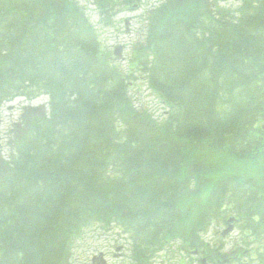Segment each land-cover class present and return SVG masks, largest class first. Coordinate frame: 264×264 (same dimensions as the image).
Returning <instances> with one entry per match:
<instances>
[{
  "label": "trees",
  "instance_id": "trees-1",
  "mask_svg": "<svg viewBox=\"0 0 264 264\" xmlns=\"http://www.w3.org/2000/svg\"><path fill=\"white\" fill-rule=\"evenodd\" d=\"M132 54L75 0H0V105L49 98L0 151V264H71L97 226L143 259L225 209L264 234V0H165ZM139 71L162 118L131 95Z\"/></svg>",
  "mask_w": 264,
  "mask_h": 264
},
{
  "label": "flooded vegetation",
  "instance_id": "flooded-vegetation-1",
  "mask_svg": "<svg viewBox=\"0 0 264 264\" xmlns=\"http://www.w3.org/2000/svg\"><path fill=\"white\" fill-rule=\"evenodd\" d=\"M95 4L101 10V24L107 23L105 20L108 16L112 20V27L118 28L119 26L125 27V32L133 34L140 23V16L132 15L135 10L141 9L144 5H141L139 0H94ZM134 1L136 3L132 4ZM144 1V0H142ZM112 2L113 12L109 9L108 4ZM106 12L108 15H106ZM227 210V209H225ZM231 217V216H229ZM237 218V217H236ZM238 218L229 224L228 219L220 223L218 220H212L209 225V231L207 233L198 235H191L187 238H177L179 244L174 245L177 249L173 250L171 245L174 241H171L167 246L169 250L160 249L152 255H145V258L135 257L137 252L134 251L132 244L127 243V250L123 246H120L117 252L114 253L113 258L115 263L118 260V264H247V254L245 240L242 233H240V224ZM207 225V226H208ZM231 227V232L224 235V231ZM130 239L133 236H129ZM257 239V237H255ZM184 248H183V247ZM262 249V245L259 246ZM106 257L104 253L100 254ZM264 250L260 251V255L254 258V263L264 264ZM128 257V258H126ZM108 257V263L111 259ZM126 260L124 263L123 261ZM110 261V262H109ZM102 260H96V264L101 263Z\"/></svg>",
  "mask_w": 264,
  "mask_h": 264
},
{
  "label": "rangeland",
  "instance_id": "rangeland-1",
  "mask_svg": "<svg viewBox=\"0 0 264 264\" xmlns=\"http://www.w3.org/2000/svg\"><path fill=\"white\" fill-rule=\"evenodd\" d=\"M150 2L152 3L153 1ZM86 4H89V8L91 10L96 9L91 7L92 4H90L88 0H82V5L85 6ZM100 13V10L98 12H92V21L97 23ZM146 14V9L132 13V15L137 16H143ZM131 36L132 35H127L125 33V28L120 27L119 31L109 29L106 34L102 35V38L104 39V42L107 46L124 45L125 50L123 51V54L127 58L132 56V46L142 39L140 32H136L133 37ZM118 64L127 66L129 61L119 60ZM133 74L134 79L132 81L134 83V87L131 90V95L133 96L134 100L143 107L150 108V110L153 111L157 117L162 118L166 111V105L153 94L146 84H144V80L142 78L143 72H135ZM47 103L48 98L45 97L34 101L26 98H20L0 106V151L5 150L3 147L6 145V139L8 138L7 133L9 129L12 128V126L19 120L22 109L25 106H42ZM126 236V233L114 226L109 228H101V226H97L89 229L87 233L75 244L71 256V264H92L93 257L95 255L99 256L100 253H105L112 257L116 252V249L120 246H123L125 249L124 251H126ZM253 247L255 246L253 245ZM172 249L176 250L177 247L173 246ZM246 259L249 263L251 262L248 256ZM116 262L117 263H115V259L111 258V264H118L119 261L117 260ZM123 262L125 263L126 260ZM254 264H256V262Z\"/></svg>",
  "mask_w": 264,
  "mask_h": 264
},
{
  "label": "water",
  "instance_id": "water-1",
  "mask_svg": "<svg viewBox=\"0 0 264 264\" xmlns=\"http://www.w3.org/2000/svg\"><path fill=\"white\" fill-rule=\"evenodd\" d=\"M120 53H121V50L118 49V50L116 51V54L120 56Z\"/></svg>",
  "mask_w": 264,
  "mask_h": 264
},
{
  "label": "bare ground",
  "instance_id": "bare-ground-1",
  "mask_svg": "<svg viewBox=\"0 0 264 264\" xmlns=\"http://www.w3.org/2000/svg\"><path fill=\"white\" fill-rule=\"evenodd\" d=\"M13 127V126H12ZM10 131H11V128L9 129L8 133H7V136L9 137L10 136Z\"/></svg>",
  "mask_w": 264,
  "mask_h": 264
}]
</instances>
